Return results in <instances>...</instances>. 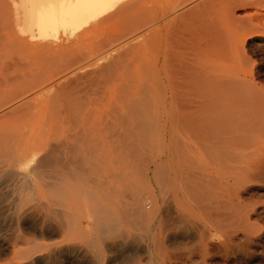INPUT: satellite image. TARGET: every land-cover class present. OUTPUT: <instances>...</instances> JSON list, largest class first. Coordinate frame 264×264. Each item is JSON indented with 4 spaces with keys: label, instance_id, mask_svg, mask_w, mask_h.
<instances>
[{
    "label": "bare ground",
    "instance_id": "obj_1",
    "mask_svg": "<svg viewBox=\"0 0 264 264\" xmlns=\"http://www.w3.org/2000/svg\"><path fill=\"white\" fill-rule=\"evenodd\" d=\"M0 1L3 5L8 4L7 2H10L11 5L12 2V14L15 15L13 16L15 22L12 23L14 18L10 14V5L9 7L6 5L4 13L2 12L4 27L7 25L10 28L13 27V42L25 43L22 45H25L29 53L32 54L31 58L34 56L37 58L39 54L44 55L45 52L54 50L65 54L73 47L85 43L86 41L83 42V40L88 37L90 40L87 42L92 47L90 44L89 46L97 50L92 57L96 59L89 64L97 60L101 61L98 62L99 64H103L105 55H108L109 59L113 57L118 60L121 55H126L131 51L135 52L134 59L139 67L140 65L146 66L149 68L148 74L169 82L167 90L173 92V96L170 93L172 97H174V91L177 88L185 87L182 83L184 80L194 79L198 84L196 85L199 93V102H197L199 104V122L197 123L195 118L192 120L176 118L175 121L177 127L188 129L194 136L193 138L199 139V161L184 157L186 153L179 150L177 152L182 157L181 159H172L167 166L162 165L165 180L157 187V191L152 188L147 191L138 189L135 190L133 199H129L128 194V196L122 194L117 202L99 203L85 209V219L74 221L70 227L73 264H264V0ZM243 8H247L248 11L244 12V16H238L237 10ZM10 17L13 18L12 21ZM98 35L100 37H96ZM243 35L260 39V43L255 46L260 57L258 61L247 57L244 41L241 44ZM122 44L124 45L122 53L120 51V54L115 53L114 48ZM86 46L88 47V44ZM252 47L253 45L251 49ZM48 54L47 62L51 56L50 53ZM84 54L87 55L85 52ZM42 55L40 57H43ZM56 57L60 58L59 55ZM74 58L63 59L64 61L60 62L62 68L61 66L60 68L56 67V72H53L54 76L59 77L62 73H66L63 74L66 76L71 74L73 68L77 69L76 65L79 64L81 58L78 61L77 57ZM46 59L44 58V62ZM51 63H55V61L52 60ZM113 63L111 62L112 65ZM111 64L110 67H112ZM103 66L99 69L100 71ZM10 67H12L11 64ZM91 68L93 69V67ZM96 68L92 71H95ZM107 70L103 69V75L108 73ZM112 71L114 73L115 70ZM104 72L106 73L104 74ZM54 76L52 78H55ZM84 76L79 79H84ZM52 78L50 77L51 81ZM105 78L100 79V82L105 83ZM72 79L70 77L62 84L66 83L67 86H71ZM9 80L11 81L12 78ZM75 80L73 79V81ZM109 81L110 79L107 82L109 83ZM79 84L82 85L81 82ZM161 84L163 85V83ZM53 85L55 84L53 83ZM77 85L78 83L75 82V86ZM0 86H2L1 82ZM57 86L58 84L50 87L43 94L41 93V96L39 95L42 98L37 105L39 111H43L47 107L48 101L52 97H49L50 93L46 94L48 90L53 91ZM67 86H63V88L67 89ZM72 86L75 87L74 84ZM72 86L69 87L71 91ZM192 86L194 88L195 84ZM69 88L68 91H70ZM58 89L64 91L62 87H58ZM66 89L65 91H67ZM83 89L85 88L81 90ZM192 90H196V88ZM179 92L176 90V94ZM64 93H62L63 96ZM98 93L100 92L98 91ZM15 95L13 100L10 99V103H12L11 100L18 102H15L16 104L13 102V106L10 104L11 107L7 102L10 97L6 101L3 99L2 102L8 105L5 108L10 110L8 111L9 116L5 111L3 114L0 113V118L2 115L9 118L12 116L11 113L16 114L17 111V115L21 112L24 114L20 113L19 115L25 117V109H31L33 100L24 101L27 98L23 99V96L26 95L24 93ZM19 95L22 96L21 100ZM60 95H57L58 98L63 100ZM182 95L185 96V94ZM67 96H71L70 92L69 95L67 93ZM68 101L66 100L67 103ZM192 101L194 102V100ZM51 102L53 103L52 100ZM167 102L169 104V101ZM5 103L2 104L5 106ZM63 103L65 102L63 101ZM124 104L126 103L124 102ZM82 105L79 104L81 109ZM176 105H179V109H177L180 111L181 105L177 102ZM183 107L185 104L182 106L184 110ZM63 108L61 111L65 109ZM19 110L21 111L19 112ZM66 110H64L65 114ZM117 112L115 114L120 113ZM180 113L181 111L179 115ZM141 116L143 118L142 113ZM69 117L72 119L71 116ZM55 118L58 120L57 117ZM71 119L70 122H74L76 117L73 118L74 120ZM126 119L125 116H121L118 123L120 121L121 124H125ZM129 126H127V131L128 128L129 130L132 128ZM154 128L156 129V127ZM164 128L166 129V126ZM132 129L135 130L134 125ZM116 131H112L109 137H106L105 141L100 144L98 154H94L96 157L93 156L95 152L91 153V150L88 152V154H92L89 158L96 167L99 164V157L100 164L102 163L101 157H111L107 161L104 160L107 163L111 161L109 159H112V162H117L116 158L121 157V152L125 149L130 157L132 156L131 158H134L133 156L136 154L140 156L142 152L145 153L140 144L143 140L136 139V132L134 133L133 130L122 133ZM171 131L170 141L172 142L176 139V130ZM138 136L141 137V135ZM135 139L139 143H135ZM126 140L131 141L126 143ZM137 144L141 148L136 147ZM96 146L98 145L94 146L95 150ZM86 149L88 148L86 147ZM55 151L57 152L58 149ZM62 156L60 159L63 158ZM41 157L44 158V156ZM93 157L98 158V160L95 159L97 164ZM42 158H40V162L44 160ZM89 158L83 160L84 165L85 162L90 164L87 160ZM118 163L116 165L114 162L111 163L114 166L104 163L107 167H113V170L108 168L112 172L106 170L108 172L107 182L109 179H116L117 175L124 172L126 165L122 164L123 169L122 166L119 167L121 163ZM130 164L133 165L131 162ZM91 165L90 167L94 171L96 168L94 169V166ZM115 166L121 169L115 168ZM117 168L120 171H117ZM79 169L82 171L84 167ZM89 170H83L82 173L84 171L89 173ZM102 175L103 180L104 176ZM104 197H106L105 194ZM146 202L151 204L148 207H152L151 209L146 208ZM79 252L83 253L82 261L78 259Z\"/></svg>",
    "mask_w": 264,
    "mask_h": 264
},
{
    "label": "rangeland",
    "instance_id": "obj_2",
    "mask_svg": "<svg viewBox=\"0 0 264 264\" xmlns=\"http://www.w3.org/2000/svg\"><path fill=\"white\" fill-rule=\"evenodd\" d=\"M7 3L8 4L5 5H3L2 3L0 4V37L2 36V38H0V82L2 85L0 86V108L2 107L0 113L3 114L5 113V111L8 113L10 109H7L5 107L10 104L13 106L15 102H18L16 100L12 101L14 98V94H26L27 96H23V99L27 97L24 99V101L30 99L33 100L31 101V103H33L32 107L34 108L31 107V109H25L26 112L23 111L26 113L25 117L19 115L21 113V110H19L20 113L18 115L17 111L16 114L11 113L12 116L9 118L3 117V115L0 118V264H73L74 256L71 252L70 227L74 221H82L85 219V209L90 207V205L93 206L99 203L110 204L117 202L119 201V197L122 194L123 196L125 194L126 196L129 195V199H133L135 197V190L138 189L147 191L152 188L157 191V187L164 182L163 180H165V175L162 173V170L164 168L163 166H167L169 161L172 159H181L182 157L177 152L179 150L186 153V156L184 157L199 161V139L193 138L194 136L188 129H180L179 127H177V123L175 121L176 118L191 120L195 118V120H197V123L199 122V104L197 103L199 102V93L197 92L198 84L194 81V79L184 80L182 83L186 88H177V92L180 91L181 93L179 92V94L177 93V95L175 90L174 98L172 97L173 92H170L169 89L167 90V88H169V82H165L162 79H159L160 77L158 76L155 77L148 74V67L141 65L139 67L134 59L135 52L131 51L128 53L126 52V55H121V58H119L118 60L113 57L109 59V56L105 55L102 61L104 66L102 63L99 64L101 62L99 60L95 61L92 64H89L93 62L92 60L96 59H93L92 57L93 55H95L97 50L91 48L92 45L88 43L90 40L88 39V37L84 38L83 40V42L86 41L85 43L88 44V47L85 43H81L79 46L70 49L67 53H65L66 51H63L65 54L61 52L59 53L58 50H54L51 52L48 51L45 52L46 54L44 55H37L39 56L37 58L36 56H34V58L36 59L40 58V61H36V59H34L33 57L31 58L32 54L29 53L25 45H22L25 43L17 44L13 42V27L10 28L9 25H7L8 27H4V18H2V14L5 11L4 8H6L4 6L7 5V7H9L10 5V2ZM12 6L13 4L11 2L10 14L13 17L15 15L12 14ZM247 11V8H243L241 10H237L236 14L238 16H244V12ZM12 17H10V20L12 21L14 18V20L12 21V23H14L15 17ZM96 37L100 36L98 35ZM243 41L247 57H250V59L254 61H258L260 57L258 56L259 54L256 51L255 46L260 43V39L256 37L249 38L243 35L241 38V44ZM251 43L253 45L252 49V45H250ZM89 44L91 47L89 46ZM123 48V44L119 45L114 48V52L119 53L120 51V53H122L121 51H123ZM254 48L255 50H253ZM84 52L87 53V55L84 54ZM247 52L250 54H248ZM48 53H50V57L52 58L50 59L49 57V61L47 62V57L49 56ZM41 55L43 57H40ZM57 55H59L60 58H57ZM72 56L75 57L74 59H76L77 57V61L79 58H81V60H79V64L76 65L77 67L75 66L77 69L73 68L74 70L72 69L73 71L71 72V74H69L70 76H64L66 73L60 74L59 77L56 75L54 76L53 72H56V69L60 68V62L71 59L73 58ZM44 58H47L45 62ZM42 60L43 62H41ZM52 60H54L55 63H51ZM82 60L84 61V63ZM110 60L112 63L114 61L113 65L111 64ZM8 62L12 67H10V64ZM108 63H110L112 67H110V64L109 66L105 67V65H107ZM100 65L103 66V69H108L107 74H105L106 72H104L106 76L103 75V69L101 70L102 72L99 70L100 68H102V66ZM91 67H93V69L97 67L98 69L96 68L95 71H92L93 69ZM109 67L112 68V70H115L114 73H112L113 71L110 70ZM87 70L90 72H88ZM4 73L7 76H4ZM77 73L79 74L77 75ZM111 73L113 74L112 76ZM85 74L86 76H84ZM51 75L55 78H52ZM82 76H84V79H82ZM103 76L104 78L108 77L105 78V83L100 82V79H104ZM50 77L53 79L52 81ZM70 77H72L74 80L76 78L75 81H73V79L71 80V82H73L72 84L70 82L71 86L73 84L75 86V82L76 84L78 83V85L75 86L76 88L72 86L74 88H72V91L69 88L71 86H67L66 83L65 85H63L64 82H66L65 80H68ZM79 77L82 78L79 79ZM8 78H12L13 81H10ZM107 79H110L109 83L107 82ZM92 80L97 81L95 82ZM160 80L163 82H161ZM25 82L27 83L25 84ZM79 82H81L82 85L79 84ZM53 83L55 85H53ZM161 83H163V85ZM182 83L181 86L183 85ZM57 84L58 86L55 89L58 91H56L55 89L53 91L48 90L46 94L50 93L48 95H50L49 97H52L48 101L49 103L47 107L43 111H39V109H37V105L42 100L40 96L44 92H46L47 89L52 86H56ZM60 84L62 85L60 86ZM89 84L95 85H93L92 87V85ZM187 84L189 87L187 86ZM192 84H195L194 88ZM38 85L41 86L37 87ZM30 86L31 88L34 87V90H29L31 89ZM63 86H67V89L69 88L70 91H68L66 87L65 89L67 91H65ZM58 87H62L64 91H61L60 89V93ZM82 88L85 89L81 90ZM195 88L196 90H192ZM88 90H90V92H88ZM98 91L100 93H98ZM120 91L123 95L120 94ZM69 92L72 97L67 96V93L69 95ZM62 93H64V96L62 95ZM97 93L98 95H96ZM170 93L172 96L170 95ZM58 94L62 95H60L62 98L60 96L59 97L63 100H60L58 98ZM182 94H185V96ZM21 97L22 96L19 97L20 100ZM11 98V102H14L13 104L10 103ZM70 98L73 100H71ZM173 98L175 99V101L173 100ZM177 98L178 100H176ZM3 99L4 101H6L7 99L9 100L7 101L9 102L8 105L5 102H2ZM182 99L185 100L182 101ZM51 100L53 101V103L51 102ZM66 100H69L68 103L66 102ZM192 100H194V102ZM63 101L65 103H63ZM167 101H169V104ZM124 102L126 104H124ZM176 102L181 105V109L185 104L187 111L185 107H183L184 110L180 109L181 113L179 115V105H176ZM2 103H5L6 105L4 106ZM79 104L86 105H82L83 108L81 109V107H79ZM64 106L68 107L65 108ZM69 106L70 109H68ZM189 106L194 107H190V109ZM62 108L64 110L67 109L66 114L64 110L61 111ZM127 109L129 111L128 113ZM117 111L120 113H118ZM116 112L118 114H115ZM7 113L6 115L9 116V113ZM141 113L143 114V118L141 116ZM177 115L182 117H179ZM69 116H71L72 119H75L76 117V121L73 119L74 122H70L71 118ZM121 116H125L127 118V121H125L126 125L124 123L121 124L120 121L118 123V119ZM55 117H57L58 120H56ZM108 121L110 122V125L107 123ZM128 125H130L129 127L132 128L134 125L135 130L132 128H130V130H133L134 133L136 132L135 137L136 139L138 138L137 140H143L146 143L145 144L143 141L140 142L141 146L143 147L142 149L145 150V153L148 156L143 152V155L141 153L140 156L136 154L133 156L135 159L137 158L136 161L134 158H131L132 156L130 157V154L126 149L123 150L121 152V157L118 156L116 158V160L118 161L113 162L115 163V165L118 162V164L121 163L119 167H123L122 164H125L126 170L123 167L124 172H121V174L117 175L116 179H109L107 182V173L109 171L112 172L113 167H107L105 164H108L110 162L108 164L110 165L111 163H113L112 159H109L111 161H108L107 163L104 162V160L107 161L108 158L111 157H101V162L103 164H100L99 157V166V164H97L95 160H98V158H94L96 157L94 156V154H98L100 144L105 141L106 137H109V134L112 131L118 130L116 132L121 133L124 131H130L129 128L127 131ZM164 125L166 126V129L164 128ZM154 127H156V129ZM171 130H176V139L172 142L170 141V136L172 134ZM138 135H141V137ZM107 139L110 140L109 138ZM136 139L134 142L139 143V141H136ZM130 141L131 140H126L125 142L128 143ZM164 144L167 147H165ZM95 145H98L96 146V150L94 147ZM86 147L89 150L86 149ZM136 147L141 148L138 144ZM53 149H58V151L56 152ZM90 150L92 151L91 153L95 152L93 153V160H95L97 167L93 164V162L91 163V159L89 157L90 155L92 156V154H88ZM86 155L88 156L86 157ZM164 155L167 156L165 157ZM41 156H44V158H42ZM61 156L63 157L62 159H60ZM83 157L89 158L87 159L88 162H90L89 165L87 162H85L86 166L84 165L85 158ZM40 158L44 160H41L42 162H40ZM130 162L133 163V165L130 164ZM49 164L51 167L49 166ZM79 165H82L84 167L83 170L88 171L90 169L91 171L89 170V173H87V171H84L85 173H82L83 170L79 171L81 170L79 168L83 167ZM90 165L94 166L93 168H96L97 170L95 169V171L93 169L94 171H92V167H90ZM101 165L102 167L104 166V170L102 169ZM116 167L118 166H115V168ZM108 168H112V170H109ZM119 169L117 171H120ZM106 170H108V172ZM159 172H161V175L159 174ZM99 173L100 175H98ZM101 174H103L102 176H104L103 180ZM98 180L105 181L100 182ZM104 194L106 195V197H104ZM109 194L110 197L108 198ZM145 205L146 208L151 206L149 202H146ZM151 208L152 207L148 209ZM82 257L83 253L79 252L78 259L82 261ZM81 261L79 262L81 263Z\"/></svg>",
    "mask_w": 264,
    "mask_h": 264
}]
</instances>
